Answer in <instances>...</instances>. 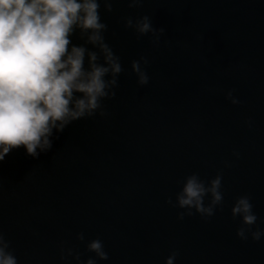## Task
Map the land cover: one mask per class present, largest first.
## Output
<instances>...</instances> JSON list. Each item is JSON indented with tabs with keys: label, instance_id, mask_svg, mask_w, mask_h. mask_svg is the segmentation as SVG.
Returning a JSON list of instances; mask_svg holds the SVG:
<instances>
[{
	"label": "water",
	"instance_id": "95a60500",
	"mask_svg": "<svg viewBox=\"0 0 264 264\" xmlns=\"http://www.w3.org/2000/svg\"><path fill=\"white\" fill-rule=\"evenodd\" d=\"M105 2L104 40L123 70L92 116L53 129L49 149L0 162V247L18 264H165L173 253L174 264H264V236L252 239L264 230V0ZM144 16L154 31L141 35ZM70 39L99 54L79 30ZM193 174L206 187L222 177L210 217L178 205ZM241 196L251 228L231 212Z\"/></svg>",
	"mask_w": 264,
	"mask_h": 264
},
{
	"label": "clouds",
	"instance_id": "9594fccd",
	"mask_svg": "<svg viewBox=\"0 0 264 264\" xmlns=\"http://www.w3.org/2000/svg\"><path fill=\"white\" fill-rule=\"evenodd\" d=\"M140 2L132 0L129 6ZM105 7L112 10L111 0H106ZM99 9L100 0H0V162L20 147L33 157L38 155L37 149H49L53 129L62 131L71 122L92 116L109 95V87L116 85L123 69L104 40L107 25ZM126 26H132L131 19ZM77 30L99 54L72 43L70 37ZM136 31L141 35L154 31L148 16L137 22ZM132 69L141 85L148 83L139 62L133 61ZM109 74L110 80L106 79ZM221 183L222 177L217 176L206 187L197 175L189 176L177 196L179 207L195 208L203 216L214 215L223 200ZM206 194L212 197L207 207ZM231 212L249 228L258 219L248 196L238 198ZM244 233L241 227L236 234L245 239ZM262 236V229L252 232L254 241ZM7 248V243L0 247V264H18ZM88 249L101 260L108 259L102 241L93 240ZM176 255L167 257L165 264H174ZM87 264L95 261L89 259Z\"/></svg>",
	"mask_w": 264,
	"mask_h": 264
}]
</instances>
